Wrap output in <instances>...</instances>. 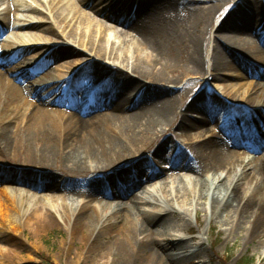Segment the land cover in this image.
Here are the masks:
<instances>
[{
    "label": "bare ground",
    "instance_id": "6f19581e",
    "mask_svg": "<svg viewBox=\"0 0 264 264\" xmlns=\"http://www.w3.org/2000/svg\"><path fill=\"white\" fill-rule=\"evenodd\" d=\"M233 1H8L0 15V37L8 33L0 45V158H21L23 177L9 184L46 193L53 204L45 208V198H36L21 221L4 220L29 244L22 264L36 262L39 239L60 225L54 204L66 182L59 174L74 178L64 189L70 202L60 206L73 239V247L60 252L69 257L99 250L95 264H194L200 253L174 234H191L188 203L196 219L204 204L211 222L229 234L250 242L264 236V158H253L264 152V101L251 119L260 134H212L226 123L231 103L254 106L249 91L264 88V0H242L229 13L217 30L227 35L216 37L214 63L206 67L207 33ZM39 50L41 61L31 54ZM183 52L190 69L216 86L199 94L178 121L183 109L170 86L182 83ZM247 78L255 82L244 91L227 84ZM91 109L101 112L87 119ZM176 122L206 144L210 164L190 165L176 156L170 174L158 165L144 173L143 154ZM205 170L210 183L202 179ZM225 171L235 176L222 180ZM79 189L86 190L83 202L76 199ZM3 197L19 214L15 199L3 193L0 203ZM3 257L16 263L15 255Z\"/></svg>",
    "mask_w": 264,
    "mask_h": 264
},
{
    "label": "rangeland",
    "instance_id": "374dc122",
    "mask_svg": "<svg viewBox=\"0 0 264 264\" xmlns=\"http://www.w3.org/2000/svg\"><path fill=\"white\" fill-rule=\"evenodd\" d=\"M8 1L10 0H0V15H2L4 10L8 7ZM241 2L242 0H234L228 7L223 9L216 16L207 33L204 44V58L206 60V67L208 70L214 63L212 54L216 37H218V35H227L226 32L218 33L217 30L219 26H221V24L227 19L229 13ZM20 15L22 16V13H20ZM7 36L8 33L3 37H0V45L6 40ZM41 51L44 52V50ZM41 51L39 50L31 54H35V57H37L36 59L41 61L45 56L39 55L42 53ZM85 58H89L88 55H81L78 59L82 60ZM188 60L189 57L186 56L185 52H183V57L180 58L182 68L179 72V77L182 79V83L176 86H170L173 97H175L179 107H182L183 109L181 110L178 121H180V117L186 113L184 109L188 107L189 104L194 101L199 94H207L209 92L211 93L214 91V87L216 86L214 85V82H208L209 76L207 74L193 72L190 69L191 67L189 63L187 62ZM23 67L26 68L28 65L24 64ZM25 72L28 73L29 71L27 70ZM192 78L199 79V82L191 81ZM227 81V84L240 85V88H242L241 91H244L251 83L255 82V80L252 78L235 81L227 79ZM187 82L189 84L186 89H184ZM32 84L36 85V82H33ZM64 86L70 87L71 90L73 89L71 83H65ZM249 96L252 98L254 106H236L231 103L233 109L226 110V123L223 125V127L216 129L212 127V134H214L215 137L218 139H226L225 132L226 130L228 131V129L235 130L237 132H242L244 130L252 131L253 129L256 134H260L258 129L252 126L251 119L252 116L256 117L255 113L258 111L256 110L255 105L264 101V88L259 86L257 89L250 90ZM100 112L101 111L94 109L88 110V115L86 118H91ZM189 118H193V116H189ZM181 129L182 127L180 128L179 122H176L170 129L160 133L156 137L151 145V148L147 149L143 154L145 162L141 165L140 169H142L144 173H147V168L149 165H158L165 173L170 174L172 167L169 164V161L173 160L176 156L183 159V162H186L190 165L202 166L204 164H210L211 160H208V153L205 151L206 144L198 142L197 139L192 138V135L189 134V132ZM209 136L210 133L207 135V137ZM160 147H163V150L160 154H158L157 150ZM239 151L240 153L244 152V150L242 151L241 149H239ZM256 157L264 158V152L259 155H253V158ZM21 165V158H0V197L3 193H7L10 197L15 199L16 205L18 207H22L20 213L15 214L12 213L10 208L7 206L11 204L9 199H5V197H3V201L0 203V222L2 223V226L0 225V264H12L9 259H5L3 257V255L9 253L10 255H15V264H22V262L19 260L20 254L27 246H29L27 241L21 235L20 231H14L10 227L9 223H5V225H3L4 220L10 219L8 221H15L17 223L21 221L22 215L34 207L36 198H45V208L49 207V205H53L52 202H50L51 199L49 198V195L46 193L31 194L26 192L25 189L21 188L20 186L9 184L10 181L15 179H22L23 176ZM243 166L244 165H242L240 168L237 167L236 172L237 170H241ZM201 173L202 179L208 181L207 171L205 170ZM233 176H235V173L228 174V171H225L222 174V180L230 179ZM58 178L59 180H62V182H66V188H63V191L59 193L58 203L54 204L55 213L59 219L60 225L57 228L50 230L44 234L41 239H39L37 243L38 250L35 251L34 254L36 262L33 264H95L96 261L102 256V252L99 250H97V252L94 254L84 253L82 256L77 255L76 257H69L65 252H60L61 250L63 251L64 246L69 247L73 245L71 230L69 227L64 226V222L60 216V206L63 199H67V201L70 202L66 193L67 191H64V189L70 190L72 188L71 184L73 183L74 178L64 177L63 174H59ZM193 179H195V176ZM208 182L210 183V181ZM247 188L248 187L244 185L242 187V191L245 193ZM85 191L86 190L79 189L80 193L76 196L78 202H83L85 200V197L82 195V193ZM23 194L28 195V198L25 199V201L22 198ZM186 208L190 209L188 220L190 221L191 234H188L187 231L184 232L182 230L175 231L174 234L179 237H184L186 240H190L189 246L194 248V250H198L200 253V259L194 264H222L220 260L221 258L219 257L229 258L228 264H237L240 259L245 257L252 258L255 264H264V236L256 238L250 242L244 239L243 236L234 235L232 233L229 234L222 224L216 223L214 220L211 222L210 218L207 217V214L204 212V204L200 206V212L197 215V219L190 203L187 204ZM8 216H10V218H7ZM34 238L38 240L37 237L34 236ZM193 238L195 240L191 241Z\"/></svg>",
    "mask_w": 264,
    "mask_h": 264
},
{
    "label": "trees",
    "instance_id": "16d2710c",
    "mask_svg": "<svg viewBox=\"0 0 264 264\" xmlns=\"http://www.w3.org/2000/svg\"><path fill=\"white\" fill-rule=\"evenodd\" d=\"M221 258V262L222 264H228V261H229V258H222V257H219ZM237 264H255L254 260L252 258H248V257H245V258H242L240 259Z\"/></svg>",
    "mask_w": 264,
    "mask_h": 264
}]
</instances>
